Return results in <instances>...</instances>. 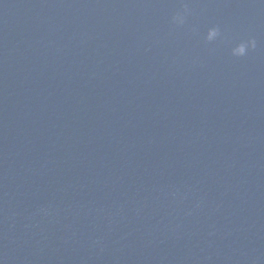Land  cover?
<instances>
[{"label": "water", "instance_id": "obj_1", "mask_svg": "<svg viewBox=\"0 0 264 264\" xmlns=\"http://www.w3.org/2000/svg\"><path fill=\"white\" fill-rule=\"evenodd\" d=\"M0 264H264V0H0Z\"/></svg>", "mask_w": 264, "mask_h": 264}, {"label": "clouds", "instance_id": "obj_2", "mask_svg": "<svg viewBox=\"0 0 264 264\" xmlns=\"http://www.w3.org/2000/svg\"><path fill=\"white\" fill-rule=\"evenodd\" d=\"M187 9L185 8V13ZM173 22L175 24H183L184 23V14L183 13H177L173 17ZM220 35L219 29L216 27H212L208 30L206 35V40L211 42L214 41L218 36ZM256 47V41L255 39H248L246 41H241L240 43L236 44L231 49V54L235 57H243L247 54V52L250 49H254Z\"/></svg>", "mask_w": 264, "mask_h": 264}]
</instances>
